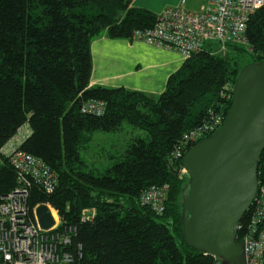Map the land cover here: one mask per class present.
Masks as SVG:
<instances>
[{"label": "trees", "instance_id": "trees-1", "mask_svg": "<svg viewBox=\"0 0 264 264\" xmlns=\"http://www.w3.org/2000/svg\"><path fill=\"white\" fill-rule=\"evenodd\" d=\"M131 1L0 0V150L27 127L16 148L56 177L51 194L32 185L29 209L48 204L60 219L56 232L72 229L63 249L73 264H216L183 241L181 196L188 177L181 173L182 158L174 160L172 153L213 113L224 120L231 99L230 91L223 98V87L257 60L242 46L228 45L224 55L211 44L186 59L158 95L89 86L95 39L134 42L136 30L157 21L150 11L130 7ZM245 36L253 50L264 48V8L249 17ZM92 101L105 104L102 115L82 112ZM124 125L136 134L110 143L111 151L101 153L107 163L93 167L87 158L93 135H120ZM257 175H264V150ZM153 186H167L161 215L140 203ZM15 187L16 173L2 156L0 197ZM85 211L90 218L83 219Z\"/></svg>", "mask_w": 264, "mask_h": 264}, {"label": "built area", "instance_id": "built-area-1", "mask_svg": "<svg viewBox=\"0 0 264 264\" xmlns=\"http://www.w3.org/2000/svg\"><path fill=\"white\" fill-rule=\"evenodd\" d=\"M264 8V0H207V4L197 12L183 7L167 8L157 15L155 25L150 29L136 30L132 41L147 45L176 50L183 60L198 53L206 46L216 44L218 53H226L228 45L244 47L247 56L264 62V48L253 50L245 36L249 17ZM233 85L223 87V98ZM105 104L92 101L83 106V113L102 115ZM220 113H213L198 127L189 130L183 141L172 153V158L180 159L188 146H193L211 136L222 125ZM16 173V187L10 193L0 197V264H73L71 254L63 246L69 243V233L56 232L60 224L57 211L49 207L54 224L50 229H42L28 206L29 189L32 185L41 186L51 194L56 186V177L38 158L7 146L0 150ZM185 173L184 170H181ZM167 186H153L144 190L140 203L149 206L156 215L164 211L167 199ZM250 214L243 225H238V232H243L246 264H264V175L258 178L256 196L250 207ZM90 216L84 212L83 219ZM216 264L221 260L216 256ZM220 260V261H219Z\"/></svg>", "mask_w": 264, "mask_h": 264}, {"label": "water", "instance_id": "water-1", "mask_svg": "<svg viewBox=\"0 0 264 264\" xmlns=\"http://www.w3.org/2000/svg\"><path fill=\"white\" fill-rule=\"evenodd\" d=\"M264 150V62L245 65L236 77L222 125L184 154L187 183L181 196L185 245L221 264H246L238 225L258 188L257 168ZM42 229L54 220L46 204L35 208Z\"/></svg>", "mask_w": 264, "mask_h": 264}, {"label": "crops", "instance_id": "crops-1", "mask_svg": "<svg viewBox=\"0 0 264 264\" xmlns=\"http://www.w3.org/2000/svg\"><path fill=\"white\" fill-rule=\"evenodd\" d=\"M206 4L207 0H132L130 7L158 15L173 7L197 12ZM91 58L89 86L123 87L152 95L163 92L168 77L183 63L176 50L105 36L92 42ZM27 136L28 130L24 126L7 146L17 147Z\"/></svg>", "mask_w": 264, "mask_h": 264}, {"label": "rangeland", "instance_id": "rangeland-1", "mask_svg": "<svg viewBox=\"0 0 264 264\" xmlns=\"http://www.w3.org/2000/svg\"><path fill=\"white\" fill-rule=\"evenodd\" d=\"M166 10V9H165ZM164 11V10H163ZM162 11V12H163ZM161 12V13H162ZM160 13V14H161ZM159 15V14H158ZM227 53V52H226ZM225 53V54H226ZM224 54V55H225ZM220 56H222L223 54H219ZM185 60H183L184 62ZM254 63V62H252ZM133 129L130 128L127 125L123 126V131L120 132V135L118 134H105V133H101V132H97L93 135V141L90 143V147L88 148V153H87V158L89 163L93 166V167H98V165L103 166L105 161L104 159L101 157L103 155L104 149H108L110 150V143H118L121 140H125L127 139V137L131 134H136V131L132 132ZM129 138V137H128ZM101 150V151H100ZM111 151V150H110ZM102 153V155H101ZM105 155V154H104ZM102 158V159H101ZM107 163V162H106ZM105 163V164H106ZM182 170V169H181ZM182 173V172H181ZM183 175L185 173H182ZM186 175V174H185Z\"/></svg>", "mask_w": 264, "mask_h": 264}, {"label": "bare ground", "instance_id": "bare-ground-1", "mask_svg": "<svg viewBox=\"0 0 264 264\" xmlns=\"http://www.w3.org/2000/svg\"><path fill=\"white\" fill-rule=\"evenodd\" d=\"M204 255V254H203Z\"/></svg>", "mask_w": 264, "mask_h": 264}]
</instances>
